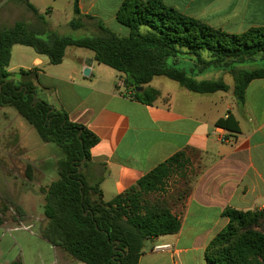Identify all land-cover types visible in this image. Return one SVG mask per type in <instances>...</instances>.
I'll return each instance as SVG.
<instances>
[{
  "label": "crops",
  "instance_id": "0c3cea01",
  "mask_svg": "<svg viewBox=\"0 0 264 264\" xmlns=\"http://www.w3.org/2000/svg\"><path fill=\"white\" fill-rule=\"evenodd\" d=\"M27 1L36 8L38 17L30 11L24 22L37 33L45 30L73 37L85 31L98 36L101 25L115 34L114 28L122 31L126 27L118 21L117 13L127 0H78L85 16L80 29L70 26L75 0ZM162 2L184 16L230 34L264 27V0ZM23 6L20 0H0V28L20 22ZM55 13L61 16L53 28L43 16ZM87 68L90 73L86 76ZM21 70L33 73L34 77L27 79L33 80L40 100L65 111L72 122L98 137L91 159L106 168L100 185L105 202L133 187L171 157L184 153L191 182L187 194L172 203L181 229L150 240L139 264H207L209 244L229 224L224 216L226 209H264V78L248 85L242 106L229 83L227 93L191 95L182 87L172 92L164 83L152 86V82L150 86L161 96L147 105L134 97L131 88H125L122 74L99 64L89 50L67 48L62 63L54 65L34 49L16 45L7 71L18 75ZM0 127L14 131L18 150L33 172L28 180L0 169L4 180L0 208L13 205L17 209L15 218L0 213V264H28L27 252L40 264H84L42 236L46 225L42 189L58 178L57 162L64 155L56 151L53 162L46 163L53 147L43 143L12 107H0ZM223 135L229 138L228 143L220 141ZM163 244L172 245V250L152 251Z\"/></svg>",
  "mask_w": 264,
  "mask_h": 264
},
{
  "label": "trees",
  "instance_id": "16d2710c",
  "mask_svg": "<svg viewBox=\"0 0 264 264\" xmlns=\"http://www.w3.org/2000/svg\"><path fill=\"white\" fill-rule=\"evenodd\" d=\"M20 1L38 17L29 1ZM74 14L70 26L83 28L85 16L78 0ZM117 19L128 27V36L121 37L102 25L100 35L84 38L45 30L37 33L24 21L0 28V107L14 108L43 143L55 144L64 153L57 162L58 178L42 189L46 218L42 236L84 264H139L150 240L178 233L181 220L172 212V203L149 197L160 192L176 172L183 179L185 196L191 182L187 161L184 153H178L105 202L100 185L106 168L91 159L98 137L72 122L65 111L40 100L33 80L27 79L34 77L32 72L21 70L13 75L7 71L12 48L30 47L54 65L62 63L67 48L89 50L99 64L123 75L127 89L144 87L141 93L134 88L131 91L147 105L161 96L150 86L155 78H166L192 93L207 95L229 92L231 87L223 78L229 74L240 106L245 103L248 85L264 78V68L254 66L264 61V27L230 34L184 16L162 0H127ZM212 73L221 76L201 79ZM12 141L18 147V138ZM32 173L28 165L25 177L31 180ZM5 210L0 209V213ZM224 216L229 224L209 244L207 264H264V209L228 208Z\"/></svg>",
  "mask_w": 264,
  "mask_h": 264
},
{
  "label": "rangeland",
  "instance_id": "374dc122",
  "mask_svg": "<svg viewBox=\"0 0 264 264\" xmlns=\"http://www.w3.org/2000/svg\"><path fill=\"white\" fill-rule=\"evenodd\" d=\"M20 13L21 14L19 15V20L25 21L27 18V15H29L28 13H30V10L26 6H23L22 12ZM60 16H61V13H55L52 16L44 15L43 18L45 19V21L50 27L54 28V26H56L57 24V21L60 20L59 19ZM114 31L117 32L116 34H119V36L124 37L128 35V28L126 27H123L122 31L118 30L117 28H114ZM93 36L94 35H91L88 32L81 31L80 34H74L73 38H84V37H93ZM15 64H16V60L13 58L12 66H14ZM254 66L258 68H264V61L259 60L254 64ZM220 76L221 75L212 73L211 75L207 77H203L201 79L203 80V79H212V78H218V77L220 78ZM223 78L226 83H229L231 86L233 85L232 77L229 74H225ZM162 83H164V85L168 87L167 89L173 90L172 92H176L178 91V89H180L179 88L180 86L176 82L170 81L166 78H155L152 82V86H158V85L161 86ZM183 92H186L192 95V92L190 93V91L188 92V90L186 89H183ZM15 137L16 136L13 130H4L2 127H0V169H4L7 175H13L18 178L19 177L26 178L25 172H26L27 163L23 158L24 157L23 152H21V150H18V147L12 144L13 143L12 139H15ZM50 146L53 147V150L49 151V154H48L49 157L46 163L53 162L56 151H59L60 153L64 155L63 151L55 144H50ZM51 167L52 166L50 164L49 168L51 169ZM3 181L4 180L3 178H1V175H0V186H2ZM2 190L3 192H5L6 187L3 188ZM183 192H184L183 179L180 173L176 172V174H174L171 178H169L165 182V186L160 192L156 194H152L149 198L152 200L154 199H158L161 201L165 200L166 203L170 205L176 199H179V197L182 199L184 197ZM4 212H5L4 213L5 215L8 214L11 218L13 217L15 218L17 215V209L13 205H10V207H7V209ZM26 234L27 233H25L24 235ZM27 262L28 264H40L36 259H34L32 255L28 254V252H27Z\"/></svg>",
  "mask_w": 264,
  "mask_h": 264
},
{
  "label": "built area",
  "instance_id": "2783aa9c",
  "mask_svg": "<svg viewBox=\"0 0 264 264\" xmlns=\"http://www.w3.org/2000/svg\"><path fill=\"white\" fill-rule=\"evenodd\" d=\"M220 141L222 143H228L229 142V138L226 135H223L220 138ZM172 248L173 247L170 244H163V245H157V246L153 247L152 251H154V252L168 251V250H172Z\"/></svg>",
  "mask_w": 264,
  "mask_h": 264
},
{
  "label": "water",
  "instance_id": "95a60500",
  "mask_svg": "<svg viewBox=\"0 0 264 264\" xmlns=\"http://www.w3.org/2000/svg\"><path fill=\"white\" fill-rule=\"evenodd\" d=\"M91 63H92V60H89V62H87V66H88V68H90V66H91ZM86 69L85 70V72H84V74L87 76V75H89V73H90V70L89 69ZM127 87V85H125V88ZM131 89L132 88H134V87H130ZM138 93H141V92H143L144 91V87H137V88H134Z\"/></svg>",
  "mask_w": 264,
  "mask_h": 264
}]
</instances>
